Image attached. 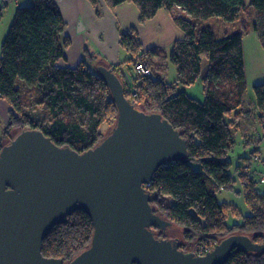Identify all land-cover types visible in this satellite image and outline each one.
Wrapping results in <instances>:
<instances>
[{"label":"trees","instance_id":"trees-1","mask_svg":"<svg viewBox=\"0 0 264 264\" xmlns=\"http://www.w3.org/2000/svg\"><path fill=\"white\" fill-rule=\"evenodd\" d=\"M86 1L97 6L96 0ZM103 1L110 9L133 4L138 10L139 24L164 10L183 33V39L176 41L170 50L169 60L176 72L171 83L153 68V57L161 52L157 49L142 52L133 30L120 35V48L130 56L121 65L134 70L137 64H144L150 69V76L136 73L132 83L121 65L112 68L123 87L125 83L132 84V92L124 89L126 100L139 111L160 114L187 143V157L159 168L146 187L153 195L150 205L154 213L170 222V227L178 226L182 231V247L195 248L194 253L205 254L233 234L264 244V213L252 208L250 216L228 226L227 217L239 216V212L216 198L234 181L227 156L235 145L237 111L247 90L242 40L249 31L253 32L264 52V0H249L248 5L245 0ZM5 5H0V21ZM174 8L182 14L174 15ZM246 8L253 10V22L241 23V29L234 35L224 31L225 36L218 38L213 28L206 25L213 18L225 25L235 24ZM65 28L55 0H32L30 5L15 9L1 43L0 102L7 105L8 121L0 151L12 139V132L30 129L42 132L59 147L83 153L105 137L100 133L102 125L111 122L115 125L117 108L97 71L98 66L91 67L93 57L84 51L75 68L58 66L65 61L64 54L70 46L69 38L64 36ZM205 69L207 76L200 79ZM196 83L201 85L203 101L177 91L178 87ZM253 92L259 122L264 127V84L255 85ZM29 95L35 98L31 106L40 108V117L27 109ZM192 163L200 166V172L193 171ZM235 175L245 194L256 185L245 166L237 167ZM246 199L250 205L248 196ZM92 233L89 217L75 211L44 238L41 255L69 262L89 246ZM224 264H264V253L234 251Z\"/></svg>","mask_w":264,"mask_h":264},{"label":"water","instance_id":"water-1","mask_svg":"<svg viewBox=\"0 0 264 264\" xmlns=\"http://www.w3.org/2000/svg\"><path fill=\"white\" fill-rule=\"evenodd\" d=\"M69 68V67H68ZM117 108L111 132L77 153L37 130L16 133L0 151V264H224L231 253H264L233 234L203 256L159 239L170 222L154 213L144 188L156 171L187 157V143L158 113L137 110L113 69L99 66ZM207 76L205 69L200 79ZM75 211L92 224L89 246L69 262L44 258L41 244Z\"/></svg>","mask_w":264,"mask_h":264},{"label":"crops","instance_id":"crops-1","mask_svg":"<svg viewBox=\"0 0 264 264\" xmlns=\"http://www.w3.org/2000/svg\"><path fill=\"white\" fill-rule=\"evenodd\" d=\"M20 1L10 0L6 3L4 10L8 21L12 20L15 8L19 7ZM96 1L97 6L94 7L86 0H55L66 23L64 36L70 40V46L64 54L65 61L59 62L58 66L75 68L82 60L83 52L86 51L94 59L91 67L115 68L130 58L120 48V35L133 30L141 44L142 52L150 49H157L161 52L153 57V62L158 70L157 74L165 79L167 77L165 62L168 60L165 50L170 52L172 45L183 39V33L175 25L171 14L160 10L153 19L139 24L138 10L133 4L124 3L110 9L103 0ZM9 4L10 7L7 6ZM4 10H2L1 20H4ZM175 10L179 9L174 8L173 14ZM239 28L241 29V25ZM249 39L256 43L253 45V50L248 43V52H246L245 46ZM242 51L246 84L249 72L254 78L251 81L252 86L264 84V78L256 73L257 66L261 64L259 62H264V52L253 32L249 31L243 36ZM120 69L125 72L127 70L122 65ZM262 76L264 77V74ZM0 105L7 108L3 102H0Z\"/></svg>","mask_w":264,"mask_h":264},{"label":"rangeland","instance_id":"rangeland-1","mask_svg":"<svg viewBox=\"0 0 264 264\" xmlns=\"http://www.w3.org/2000/svg\"><path fill=\"white\" fill-rule=\"evenodd\" d=\"M31 2L32 0H21L20 3H18V5L26 6V5H30ZM248 3L249 0H245V4L248 5ZM7 6L10 7V4ZM174 14L180 15L182 14V12L180 10H175ZM3 15H4V20L0 21V53H1L2 40L11 22V20L8 21L6 16L7 13L5 12V10L3 11ZM243 22L248 25H250L251 22H253L252 9L246 8L245 12L241 14L240 20L235 24L225 25L220 19L213 18L208 20L206 22V25L213 28L218 38L219 37L223 38L225 36L224 35L225 32H226L225 34L229 36L236 34L240 29L239 27L241 23ZM248 43L251 46V49L253 50V45L256 42L254 40L249 39L246 42V46H245L246 52H248ZM165 54L166 57L168 58V60L165 62L166 76H167L165 77V79L166 82L171 83L176 79V72L172 63L169 60L170 52L165 50ZM259 63L261 64L257 66L256 73L258 76L264 78L262 76L264 74V62L262 63V61H260ZM125 68L127 69V67ZM128 68L131 69L130 67ZM153 68L155 70V73L157 74L158 71L157 68L156 67ZM129 69H127L126 72L128 73L129 79H131V82L133 83V79H135L137 74L134 70L132 69L129 70ZM159 76L161 77V75ZM253 79L254 78L251 76V73L249 72L248 80H247V90L243 96L242 106L240 110L237 111L238 113V118L236 122L237 126L234 132L235 145L232 151H230V153L227 156V160L231 163L230 172L233 175L234 181L232 182L229 188L221 190L216 195L218 202L224 203L226 205H233V207L239 212V216L229 215L227 217L226 224L228 226H232L233 224H237L241 222L243 217L250 216L252 213V208L264 213V198L262 197L264 193V186L260 184L259 182L260 176H258L259 173H264V127L259 122V118H258L259 112L256 110L255 107V99L253 92L254 86L251 85V81H253ZM124 89L126 92H132L133 90L132 84L125 83ZM177 91L185 92L187 96L197 101H203L204 99L201 85L199 83H196L190 87H178ZM34 101L35 98L32 95H29V102L27 109L31 110L34 115L40 117L41 116V111H39L40 108L36 105L31 106V103L33 104ZM244 112H248V114H243ZM234 115L235 114L232 115V119L234 118ZM227 120H229V118H226V121ZM7 121H8L7 108L4 105L3 106L0 105V140L3 134V129ZM113 127L114 124L112 122L109 124H104L100 128V133L103 136H106L111 132ZM15 132L11 133V138L14 136ZM254 151L257 152L254 154ZM253 155H256V157L250 159V161L245 160L252 158ZM244 166L249 169L250 175L253 177L254 181L256 182V185L247 192L248 194L244 193L243 186L239 182L238 177L235 175L237 167H244ZM191 167L193 171L200 172V166L197 163H192ZM247 196L250 205L247 202L246 199ZM165 202L169 203L170 199L166 198ZM165 236L171 239H177L180 242H182L183 239L182 231L176 225H172L170 228H168L165 233ZM187 248L184 247L185 250H192V251L196 250L195 248L193 249L191 247H187Z\"/></svg>","mask_w":264,"mask_h":264},{"label":"built area","instance_id":"built-area-1","mask_svg":"<svg viewBox=\"0 0 264 264\" xmlns=\"http://www.w3.org/2000/svg\"><path fill=\"white\" fill-rule=\"evenodd\" d=\"M9 1H10V0H0V5H1V3H8ZM134 71H135L137 74H139V75H141V76H144V77H148V76H150V74H151L150 69H149L146 65H144V64H137V65L135 66V68H134ZM260 184L264 186V174L260 175ZM148 185H149V184H148ZM148 185L144 186V188L146 189V187H147ZM146 190H147V189H146ZM199 255H203V254H202V253H201V254L199 253Z\"/></svg>","mask_w":264,"mask_h":264},{"label":"flooded vegetation","instance_id":"flooded-vegetation-1","mask_svg":"<svg viewBox=\"0 0 264 264\" xmlns=\"http://www.w3.org/2000/svg\"><path fill=\"white\" fill-rule=\"evenodd\" d=\"M155 235L157 236V238L161 239H170V240H175V239H171V238H168L165 236V233L166 232H162V231H157L155 230ZM180 250L184 251V252H187V253H194V252H191V251H188V250H185L182 246L179 247ZM195 254V253H194Z\"/></svg>","mask_w":264,"mask_h":264},{"label":"bare ground","instance_id":"bare-ground-1","mask_svg":"<svg viewBox=\"0 0 264 264\" xmlns=\"http://www.w3.org/2000/svg\"><path fill=\"white\" fill-rule=\"evenodd\" d=\"M166 231H167V230H166ZM166 231H165V232H166ZM208 252H209V251H208ZM206 253H207V252H206ZM206 253H205V254H206ZM195 254L198 255V256H203V255H205V254H203V255H199L198 253H195Z\"/></svg>","mask_w":264,"mask_h":264}]
</instances>
